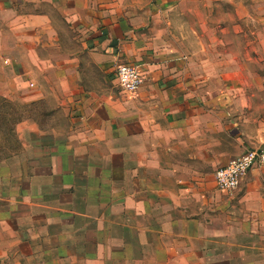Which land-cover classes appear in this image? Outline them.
Instances as JSON below:
<instances>
[{
	"label": "crops",
	"instance_id": "0c3cea01",
	"mask_svg": "<svg viewBox=\"0 0 264 264\" xmlns=\"http://www.w3.org/2000/svg\"><path fill=\"white\" fill-rule=\"evenodd\" d=\"M207 4L0 0L1 96L11 99L21 53L2 35H49L55 9L88 35L99 74L75 81L87 92L71 97L66 141L55 128L51 143L36 144L29 125L18 153L0 158V264H264L254 175L264 164L230 193L214 180L232 144L237 155L260 139L223 121V44L215 36L207 45L209 35H192L186 22ZM119 63L139 66L134 95L112 94L106 78L116 84Z\"/></svg>",
	"mask_w": 264,
	"mask_h": 264
},
{
	"label": "rangeland",
	"instance_id": "374dc122",
	"mask_svg": "<svg viewBox=\"0 0 264 264\" xmlns=\"http://www.w3.org/2000/svg\"><path fill=\"white\" fill-rule=\"evenodd\" d=\"M207 2L205 7L194 9L186 22L192 35H209L204 41L207 45H214L215 36L223 44L222 49L218 47L224 64L223 103H218L223 107V121L244 136L254 133L260 139L254 146H241L237 155L232 144L228 150L230 159L224 161L227 163L249 150H264V0ZM55 14L54 32L49 35H2L4 46L21 53L12 57L11 74L17 76L11 79V99L0 95V158L18 153L19 132L29 125L34 129L32 138L36 144L51 143L50 131L55 128L63 131L66 141L75 128L71 121V97L85 88L75 81L91 74L97 79L99 75L86 40L88 35H79L76 26L56 9ZM196 42L193 40L194 45ZM208 59L214 63L213 54H208ZM106 79L112 94L131 96L139 90L121 92L109 77ZM27 96L30 100L25 101ZM25 118L30 120L26 126ZM36 125L47 133L37 132ZM57 133L59 144L61 137ZM254 175L262 178L260 189L264 192V172L258 169Z\"/></svg>",
	"mask_w": 264,
	"mask_h": 264
},
{
	"label": "built area",
	"instance_id": "2783aa9c",
	"mask_svg": "<svg viewBox=\"0 0 264 264\" xmlns=\"http://www.w3.org/2000/svg\"><path fill=\"white\" fill-rule=\"evenodd\" d=\"M114 79L121 91L134 93L142 84V73L139 66L135 64L119 63L114 69ZM262 164H264V150L262 149L249 150L228 161L215 170L214 180L217 189L226 193L236 190L247 172L254 166Z\"/></svg>",
	"mask_w": 264,
	"mask_h": 264
}]
</instances>
